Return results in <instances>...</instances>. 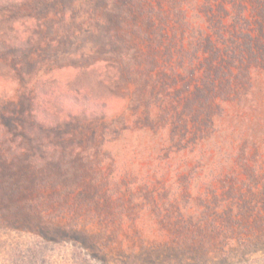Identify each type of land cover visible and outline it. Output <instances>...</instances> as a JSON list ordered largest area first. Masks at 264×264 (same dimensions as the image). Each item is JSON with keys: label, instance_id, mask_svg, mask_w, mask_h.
<instances>
[{"label": "rangeland", "instance_id": "374dc122", "mask_svg": "<svg viewBox=\"0 0 264 264\" xmlns=\"http://www.w3.org/2000/svg\"><path fill=\"white\" fill-rule=\"evenodd\" d=\"M254 58L264 0H0V264H264L261 231L236 232L253 245L240 251L173 237L196 217L175 99L219 102L236 79L261 96L247 83ZM96 97L103 111L84 109Z\"/></svg>", "mask_w": 264, "mask_h": 264}, {"label": "trees", "instance_id": "16d2710c", "mask_svg": "<svg viewBox=\"0 0 264 264\" xmlns=\"http://www.w3.org/2000/svg\"><path fill=\"white\" fill-rule=\"evenodd\" d=\"M254 64L257 68L262 67L259 68L262 72H258L256 67L253 69L256 71L255 74L247 70V83L255 82L249 90L253 89L252 91L261 93V96H253L250 92L238 90L234 86H237L235 78L236 80L225 83L233 95L231 97L222 95L223 98L219 102L210 99L208 94H200L205 92L202 90H197L200 93L194 107L188 102L181 108L175 99V124L178 125L175 127V156L178 162L180 158V167L188 169L193 177L195 183L193 209L196 213V217L188 223H185L182 218L175 221L173 237L176 236L179 246L188 245L198 250L220 245L222 248L228 247V250L233 248L235 251H240L250 249L253 245L249 243V240L239 241V235L236 232L241 234L248 230L247 232L254 237L256 232L261 231L259 238L263 237L264 218L252 216H258L259 209L264 208V138L261 140L259 137H245L256 134L264 137V63L254 58ZM195 91L193 95L196 94ZM44 95L42 93V96ZM102 100V97L86 98L87 104L91 105L84 109L87 111L92 109L90 112L103 111L100 107ZM179 126L180 133L177 128ZM126 130L128 131L127 127L122 128L120 133ZM177 135H179L178 138ZM167 143L163 141L162 146H158L168 149L169 147H165ZM241 176L243 181L239 179ZM226 182H230L232 186ZM241 182L246 191L244 195L240 188H237L239 190L237 193L234 187ZM219 185H223L220 186L223 187V191L219 189ZM218 190L226 193L227 199L235 200L234 195L237 194L243 202L226 204L219 199ZM208 195L213 198V202L217 204L222 202L218 206L221 205L226 218L220 224L208 217L207 207L202 205ZM198 203L203 208H198ZM191 207L188 209L190 210ZM237 207L238 210L247 213L245 217L249 218L244 217L240 220L237 213L235 216L234 210ZM180 209L184 210L185 207ZM143 227L149 235L155 236L147 224ZM157 236L156 234L155 237L158 238ZM223 255L229 254L223 252Z\"/></svg>", "mask_w": 264, "mask_h": 264}]
</instances>
